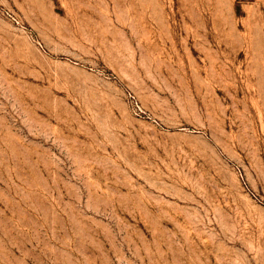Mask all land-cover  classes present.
Listing matches in <instances>:
<instances>
[{"label": "rangeland", "instance_id": "374dc122", "mask_svg": "<svg viewBox=\"0 0 264 264\" xmlns=\"http://www.w3.org/2000/svg\"><path fill=\"white\" fill-rule=\"evenodd\" d=\"M0 264H264V0H0Z\"/></svg>", "mask_w": 264, "mask_h": 264}]
</instances>
